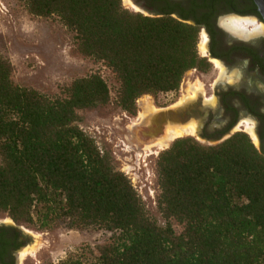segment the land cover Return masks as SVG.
<instances>
[{"label": "trees", "instance_id": "16d2710c", "mask_svg": "<svg viewBox=\"0 0 264 264\" xmlns=\"http://www.w3.org/2000/svg\"><path fill=\"white\" fill-rule=\"evenodd\" d=\"M23 2L31 15L56 17L115 85L95 72L49 95L15 82L14 65L0 55V213L40 231L111 234L95 250L83 245L50 264H264V150L248 133L214 143L177 137L159 152L161 225L79 125V111L106 105L136 116L139 98L176 94L188 71L207 72L201 25L123 0Z\"/></svg>", "mask_w": 264, "mask_h": 264}, {"label": "rangeland", "instance_id": "374dc122", "mask_svg": "<svg viewBox=\"0 0 264 264\" xmlns=\"http://www.w3.org/2000/svg\"><path fill=\"white\" fill-rule=\"evenodd\" d=\"M123 5L133 10L129 0L128 4ZM247 26L241 25L238 28ZM203 41V37H200L198 48L202 57L205 53ZM0 55L8 58L14 65L15 82L49 95L60 93L63 87L74 79L95 72H100L109 83L115 85L110 72L104 66L77 52L73 33L56 17L44 18L29 14L23 0H0ZM219 79V69L216 71L210 63L207 72L200 73L195 69L188 71L176 94L161 95L157 99L150 95L139 98L136 116H131L114 105L79 111V125L96 140L102 150L112 154L116 167L131 179L148 209L161 225H165V220L157 209L159 186L156 159L159 152L177 137L167 140L163 146H156L157 140L165 132L158 133L155 129L157 126L149 119L151 116H147V120L142 115L143 105L150 104L153 115L160 114V117L163 112L170 111V114H175L177 125L195 126V119L199 123L207 122L219 126L222 122L219 121L222 110L217 106L215 93ZM207 104L213 106V112L203 111ZM188 107L190 108L186 111ZM187 112L188 115L191 114L190 117L186 115ZM249 124L251 126V123L244 124V130L247 132ZM237 129L243 131L240 130L243 127L239 126ZM185 135L195 137V131L182 136ZM252 140L259 146L258 138ZM0 218L10 217L0 213ZM20 226L30 234L31 239L29 246L22 250L18 264L57 263L83 245H89L95 250L111 237L109 232L99 229L56 228L40 231L32 226ZM173 227L176 232L182 229L176 223Z\"/></svg>", "mask_w": 264, "mask_h": 264}, {"label": "flooded vegetation", "instance_id": "af4514ba", "mask_svg": "<svg viewBox=\"0 0 264 264\" xmlns=\"http://www.w3.org/2000/svg\"><path fill=\"white\" fill-rule=\"evenodd\" d=\"M136 2L144 7L146 11L144 13L147 15L168 13L184 21L201 25L200 37L204 39L205 52L203 57L220 72L215 93L217 106L222 110L219 114V121L222 122L218 126L207 122L199 123L194 119L195 133L202 124L200 135L205 140H214L212 139L214 137L221 139L237 132L239 126L243 127L240 130L248 133L244 130V124L251 123L249 127H252L256 140L258 138L257 147L264 150V17L257 2L255 0H136ZM132 9L136 10L133 5ZM241 25L248 26L238 28ZM206 106L210 107L209 113L213 112V106L208 104ZM186 115L191 116L188 112ZM12 224L10 218H0V264H18L22 250L30 243V234L23 227L18 229L17 227L21 226L14 223L17 226L15 227Z\"/></svg>", "mask_w": 264, "mask_h": 264}, {"label": "bare ground", "instance_id": "6f19581e", "mask_svg": "<svg viewBox=\"0 0 264 264\" xmlns=\"http://www.w3.org/2000/svg\"><path fill=\"white\" fill-rule=\"evenodd\" d=\"M129 1H130L131 5H133V7L136 8V10H137L138 8L132 3V1L131 0H129ZM124 3L128 4V0H124ZM237 23H239V21H237ZM142 111H143L142 115L145 116V118L147 116H151V117H149V119L152 122H154L155 125L157 126V128H155V129L158 131V133L165 132L164 135L160 136V138L157 140V142L155 144L156 146H161L162 144L167 143L166 141L169 139L179 137V136L182 137V135L185 133L186 134L194 133V131H195V129H194L195 126L192 124L177 125L176 119L174 117L175 114H173V113L170 114L171 113L170 111L163 112L161 117L159 116L160 114L155 115V113H154V115H153V108H152V106H150V104L149 105H143ZM149 119H147V120H149ZM162 126H163V128H162ZM196 133H195V137H196ZM248 133L254 139H256V135L254 134L252 127H248ZM185 136H187V135H185Z\"/></svg>", "mask_w": 264, "mask_h": 264}, {"label": "water", "instance_id": "95a60500", "mask_svg": "<svg viewBox=\"0 0 264 264\" xmlns=\"http://www.w3.org/2000/svg\"><path fill=\"white\" fill-rule=\"evenodd\" d=\"M131 1H132V3L138 8V9L135 10V11H139V12H143V13L146 12L145 9H144V7L141 6V5H139V4L136 2V0H131ZM255 1H256L257 4L259 5V7H260V11H261V13L263 14V17H264V0H255ZM126 8H127V7H126ZM128 9H129V8H128ZM209 108H210V107L205 106V107L203 108V110L207 113V112L209 111ZM187 111H188V109H187ZM201 130H202V124L199 125V127H198L196 137H197L198 140H200V141L203 142V140H205V139L200 135ZM230 135H231V134L225 136V137L222 138L221 140H224L225 138L229 137ZM199 137H200L201 139H199ZM202 139H203V140H202ZM221 140H220V141H221ZM12 225L15 226L14 222H13ZM15 227H17V226H15ZM17 228H18V229H22V227H17Z\"/></svg>", "mask_w": 264, "mask_h": 264}]
</instances>
